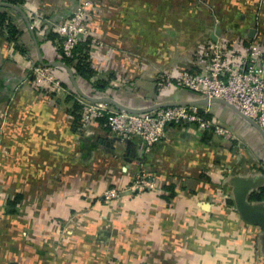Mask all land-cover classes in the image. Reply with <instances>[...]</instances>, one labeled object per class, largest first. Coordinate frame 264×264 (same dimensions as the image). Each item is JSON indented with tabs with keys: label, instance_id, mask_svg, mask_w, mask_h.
I'll use <instances>...</instances> for the list:
<instances>
[{
	"label": "crops",
	"instance_id": "0c3cea01",
	"mask_svg": "<svg viewBox=\"0 0 264 264\" xmlns=\"http://www.w3.org/2000/svg\"><path fill=\"white\" fill-rule=\"evenodd\" d=\"M11 1L0 0V264H264V130L214 102L206 116L228 137L170 126L145 152L101 119L81 131L71 95L31 76L52 66L71 93L131 109L200 103L160 75L175 81L208 42L264 45V0H102L81 45L89 76L65 64L54 30L75 0ZM139 172L153 188L101 199ZM83 207L79 225L51 221Z\"/></svg>",
	"mask_w": 264,
	"mask_h": 264
},
{
	"label": "built area",
	"instance_id": "2783aa9c",
	"mask_svg": "<svg viewBox=\"0 0 264 264\" xmlns=\"http://www.w3.org/2000/svg\"><path fill=\"white\" fill-rule=\"evenodd\" d=\"M97 0H77L74 10L54 30L58 34L61 55L72 57L79 45L94 40ZM101 44V43H100ZM32 81L41 90L54 94L71 95L79 105V129L87 130L97 119H104L107 134L120 139L138 140L149 152L167 136L170 126L192 127L198 131H214L228 137L230 131L222 127L211 113V99H221L233 106L264 130V45L256 41L208 42L195 55V63L172 81L162 77L164 85L184 88L207 99L202 105L174 103L146 111L132 112L107 101H91L71 93L62 85L52 66L33 63ZM130 189L142 192L153 188V178L139 172Z\"/></svg>",
	"mask_w": 264,
	"mask_h": 264
},
{
	"label": "rangeland",
	"instance_id": "374dc122",
	"mask_svg": "<svg viewBox=\"0 0 264 264\" xmlns=\"http://www.w3.org/2000/svg\"><path fill=\"white\" fill-rule=\"evenodd\" d=\"M76 1V4H77V0ZM102 2V0H97L96 1V8L98 9V4H100ZM96 21V18L94 20V22ZM101 44H103V41L97 36L96 38ZM168 75H160V79L161 81L162 80V77H166ZM165 82V81H164ZM138 173L134 176V178L128 183V185L126 186H123V187H119L117 185H109L108 187H106L101 193H100V197L103 201H111V200H115V199H119L120 196H124V194H126L127 192H135V191H132L130 189V186L132 185V183L137 179V176ZM145 190H148V189H145ZM144 190V191H145ZM143 192V191H142ZM135 193H140V192H135ZM80 211L82 212H74V213H71L70 216L68 217H63V218H60V217H55V218H52L51 221L52 223H55V224H58V225H74V224H77L79 225L80 224V220L82 219V216L84 215L83 212L84 211H87V207H83V208H79ZM74 217L78 218L77 220L74 219ZM71 236V235H69Z\"/></svg>",
	"mask_w": 264,
	"mask_h": 264
},
{
	"label": "trees",
	"instance_id": "16d2710c",
	"mask_svg": "<svg viewBox=\"0 0 264 264\" xmlns=\"http://www.w3.org/2000/svg\"><path fill=\"white\" fill-rule=\"evenodd\" d=\"M16 1L18 2V0H12L11 2L16 3ZM5 20H6V15L4 13L0 12V26L3 25ZM82 44H88V40ZM81 45H79L77 47V49L75 50V53L72 55V57L63 56V61L65 62V64L74 65L76 72H78L79 74H82L84 76H89L92 73V70L89 68V63L83 62V58H86V57H84V54L82 55L80 52L82 50ZM74 61H76V62L74 63ZM74 109H75V115L74 116L76 119H79V117H80L79 105L77 103H74ZM101 120L104 121L103 118H101Z\"/></svg>",
	"mask_w": 264,
	"mask_h": 264
},
{
	"label": "water",
	"instance_id": "95a60500",
	"mask_svg": "<svg viewBox=\"0 0 264 264\" xmlns=\"http://www.w3.org/2000/svg\"><path fill=\"white\" fill-rule=\"evenodd\" d=\"M82 97L86 98V99H89L91 101H107L113 105H115L116 107L118 108H121V109H124V110H127V111H132V112H140V111H146V110H150V109H153V108H156V107H160V106H166V105H170V104H174V103H168V104H158L156 106H153L151 108H148V109H131L129 107H124L118 103H116L112 98H110L108 95H104L102 97H99V98H92V97H89V96H85V95H81ZM207 102V99L202 97V101L200 103H180V104H187V105H202L204 103ZM214 102H220V103H223V104H226L227 106L231 107L234 111H236V113H238L240 116H242L244 119L250 121L251 123H253V125H255L256 127H258L260 130H263L262 128H260L254 121L248 119L247 117H245L244 115H242L239 111H237L233 106L229 105L228 103L224 102L223 100L221 99H211V103L213 104Z\"/></svg>",
	"mask_w": 264,
	"mask_h": 264
}]
</instances>
